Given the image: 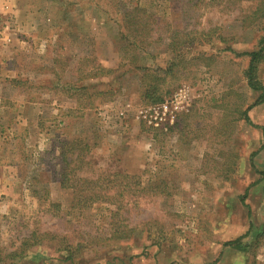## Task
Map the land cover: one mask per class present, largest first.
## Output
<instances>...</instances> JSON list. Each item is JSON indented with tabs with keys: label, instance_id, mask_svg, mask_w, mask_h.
Masks as SVG:
<instances>
[{
	"label": "rangeland",
	"instance_id": "rangeland-1",
	"mask_svg": "<svg viewBox=\"0 0 264 264\" xmlns=\"http://www.w3.org/2000/svg\"><path fill=\"white\" fill-rule=\"evenodd\" d=\"M263 36L264 0H0V264H264ZM147 85L181 95L172 124L149 123Z\"/></svg>",
	"mask_w": 264,
	"mask_h": 264
},
{
	"label": "trees",
	"instance_id": "trees-1",
	"mask_svg": "<svg viewBox=\"0 0 264 264\" xmlns=\"http://www.w3.org/2000/svg\"><path fill=\"white\" fill-rule=\"evenodd\" d=\"M139 11H142V10L139 9L138 7H135L132 10L127 11L123 14L122 25H123V29H124L125 33L122 34V37L125 40L129 39V41H127L129 43L127 45L122 44L121 45V51L122 52L124 51L123 53L125 55L129 54V57L131 58L129 61V64H134L133 62L137 61L138 59H141V57H138V55L135 54V51L137 48H141L142 50L146 49L144 47V45H142L144 42L145 43L147 42L146 40L143 41V39H142V37H143L142 31L144 30L145 26H147L148 24H145V22H146L145 19L144 20L141 19V17L137 14V12H139ZM151 16L152 15H149L145 12V17L152 18ZM140 28H142L143 30H141ZM131 39H132V41L130 42ZM262 44L263 45L259 51H254V52L249 54L251 59H250V65H249L248 75H247V78L249 80V86L251 87V89L255 90L257 92H259V91L261 92V95H260L257 103L264 102V86H262V84L260 83L259 78H258V71L260 68L259 65L263 61L262 59H263V52H264V36L262 39ZM132 51L134 52L135 55H131ZM175 65L176 64L173 63L168 68H165V69L158 67V68H156V71L152 70L151 72H153L154 74H158L159 72L170 73L173 70V67ZM137 68L140 69L141 71H144L143 83L148 84V82L147 83L145 82V79H146L145 73L146 74L149 73L147 66L140 65ZM145 88H147L146 91L148 94V95L146 94V98L151 96L153 103H161L163 101V97H161V95H158V96L155 95L157 92H159V89H160L159 87L151 88V86L147 85V86H145ZM152 93L154 95H152ZM247 112L248 111L246 110L245 111L246 120H248L250 122V119L247 115ZM261 129H262V133L264 135V127ZM71 150H72V148H71ZM71 150H68L67 153L69 154V151H71ZM61 155H63V160L67 166V168L65 169V172L61 175V177H62V180L60 182L61 186L65 189H68V188L74 189V186L69 183L70 182V178H69L70 172L68 171V168H69L70 163L66 162L67 157L65 158L64 153L63 154L61 153ZM86 182L91 184L92 186L97 184V182H94V181H86ZM78 193H80V192H76V197H75V202H77V204H73V209L76 206H78V204L80 202L84 203L86 206L87 205L89 206L90 204L96 203L101 198L100 193L95 191L94 189H89L87 193L85 192L81 195H78ZM123 238H126V237H123ZM24 242L27 243V242H29V240H24ZM237 243H239V240H236L234 242H230L228 245L237 244ZM62 250H63V252L67 253V257H65L66 261H68V262L74 261V254L72 252V247H66L65 249H62ZM34 255H37V254L35 253ZM34 255L32 254V256H34ZM27 257H28V255H25L24 251H21L20 253H13L10 255L11 261H16V262H18L19 260H21V261L26 260Z\"/></svg>",
	"mask_w": 264,
	"mask_h": 264
},
{
	"label": "built area",
	"instance_id": "built-area-1",
	"mask_svg": "<svg viewBox=\"0 0 264 264\" xmlns=\"http://www.w3.org/2000/svg\"><path fill=\"white\" fill-rule=\"evenodd\" d=\"M181 96V95H180ZM179 95L175 96L170 102L158 104L151 108L148 117L150 118L149 123L154 126H163L165 123L172 124L175 118V114L182 110V97Z\"/></svg>",
	"mask_w": 264,
	"mask_h": 264
},
{
	"label": "crops",
	"instance_id": "crops-1",
	"mask_svg": "<svg viewBox=\"0 0 264 264\" xmlns=\"http://www.w3.org/2000/svg\"><path fill=\"white\" fill-rule=\"evenodd\" d=\"M11 3H13L15 0H9ZM15 5H6V7H9L13 10ZM11 168L12 166H4V165H1L0 166V195H5L6 194H10V193H7V191L11 190L12 186L15 185L14 183V176L12 175L11 173ZM5 203H8L10 202V199L8 198L5 199Z\"/></svg>",
	"mask_w": 264,
	"mask_h": 264
}]
</instances>
